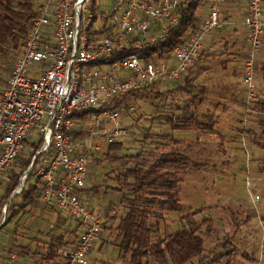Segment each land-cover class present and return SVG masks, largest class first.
<instances>
[{
	"label": "built area",
	"instance_id": "2783aa9c",
	"mask_svg": "<svg viewBox=\"0 0 264 264\" xmlns=\"http://www.w3.org/2000/svg\"><path fill=\"white\" fill-rule=\"evenodd\" d=\"M189 1L41 0L35 4L22 51L0 90V178L34 133L36 149L20 179L38 176L43 202L66 211L76 223L75 244L57 251L64 264H88L103 232L100 213L92 211L81 192L88 177L87 153L100 150L91 141L98 138L110 145L129 137L121 126L120 110L103 108L79 123L75 116L130 92L176 82L203 51L208 35L233 26L220 14L224 0H210L198 28L174 47L170 59L156 54L142 57L145 46L168 38L178 24L180 6ZM242 25L248 50L241 79L246 87L244 107L249 111L256 101L254 64L264 44L263 0H246ZM121 51L124 54L116 57ZM125 71L131 73L124 75ZM77 128L84 137H72Z\"/></svg>",
	"mask_w": 264,
	"mask_h": 264
},
{
	"label": "rangeland",
	"instance_id": "374dc122",
	"mask_svg": "<svg viewBox=\"0 0 264 264\" xmlns=\"http://www.w3.org/2000/svg\"><path fill=\"white\" fill-rule=\"evenodd\" d=\"M40 1L36 0V3ZM205 8L198 10L199 20L205 17L202 15ZM240 28L243 30V26ZM213 49L209 53V60L199 61L196 58L193 62L195 66L190 75L192 83L188 88L189 95L179 90L185 86L187 75H184L176 82L156 84L154 92L167 93L158 101L143 92H135L122 99L120 123L129 137L121 142L122 150L111 153V157L141 154L150 163L153 157H148L149 154L156 156L159 152L168 151L161 135L171 131L163 119L167 116H182L190 97L197 95L202 103L197 100L188 112L196 113L198 118L213 113L216 122L213 132L175 131L173 136L183 142L176 150L190 160V170L177 175V180L181 182V208L185 210L184 213L203 210L202 214L194 218L198 224L208 220L198 232L203 239L202 264H264V128L259 123L263 115L259 109H254V102L250 104L249 111L244 107L246 87L242 83V75L238 74L237 65L231 61L230 56L234 55L230 52L232 49H224L221 44ZM21 51L22 47L17 51L8 48L5 56H0V90L5 86L11 63ZM128 73L131 72H123L124 75ZM253 78L255 102H264V44L255 60ZM175 90V94L171 93ZM98 122L101 123L100 120ZM35 142L32 133L21 158L25 159L32 154ZM91 142L97 144L100 150L87 153L88 177L83 190L91 191L98 187L96 193L86 194V197L92 211L100 213L103 227L108 229L103 230L99 243L93 246L89 264H125L117 247L115 227L125 215V209L119 201L127 194L118 193L115 189L122 187L117 177L134 165L107 160L109 145L98 138ZM14 168L17 169L16 165ZM33 183L30 180L27 185ZM2 188L0 186V193ZM4 210L5 207L3 213ZM26 212H19L21 220L15 219L6 227L1 226L4 220H0V227H3L0 231V247L7 241L13 243L18 229L21 234L18 238L27 236L22 230ZM65 222L67 227H72L69 220ZM43 226L48 229L49 223H43ZM183 226L178 215L165 214L153 241L163 240L167 234ZM44 240L45 243L37 246L35 252L27 258L30 264H52V261L45 259L51 241L49 237ZM189 264L199 263L193 260Z\"/></svg>",
	"mask_w": 264,
	"mask_h": 264
},
{
	"label": "trees",
	"instance_id": "16d2710c",
	"mask_svg": "<svg viewBox=\"0 0 264 264\" xmlns=\"http://www.w3.org/2000/svg\"><path fill=\"white\" fill-rule=\"evenodd\" d=\"M155 1L158 2V0ZM206 3L207 0H190L188 5H181L178 24L169 32L168 38L164 42L145 46L142 50V57L150 59L156 54L161 59H170L174 47L183 43L188 34L198 28L197 13ZM35 4L36 0H0V56H5L8 48L17 51L22 47L28 24L35 16ZM123 54L124 52L121 51L115 55L120 58ZM209 58L210 54L203 51L197 56L199 61L209 60ZM193 66L195 65L189 67L187 76L185 75V86L179 88L188 95L190 94L188 88L192 83L190 75ZM154 91L155 89L140 90L147 97L156 101L167 95L166 92L156 93ZM175 92L176 90L171 93L175 94ZM134 94L133 91L121 98L101 103L98 108L82 110L76 114L75 120L78 123L85 122L103 108L119 110L122 99ZM197 98V95L190 97L182 116L177 118L167 116L163 119L171 131V133L161 135L168 151L159 152L156 156L149 154L148 157H153L150 163H147L141 154L111 157V153L121 151L123 145L118 142L108 146L107 160L134 165L117 177V181L122 183V187L115 189L118 193L127 194L123 195L119 202L125 209V215L120 218L115 227L117 247L125 264H189L193 260H197L199 264L203 263V239L198 235V232L208 220H202L198 224L194 218L202 214L203 210L184 213L185 210L181 208L179 198L181 182L177 180V175L190 170V160L184 153L176 150L183 145V142L173 136L175 131L213 132L216 124L213 113H207L198 118L196 113L188 112L191 106L196 105L197 100L202 103V99ZM254 103L257 107L254 109H259L262 112L260 114L263 115V118L259 120V123L264 128V102ZM71 135L73 138L79 139L85 136L84 132L78 128ZM33 148L36 149L35 146ZM21 154L16 160L18 164L15 162L5 177L0 178V186L3 187L0 193V220H4L2 226H7L13 220L19 219L18 213L33 206L42 194L41 179L35 174H29L26 177L21 192L16 194L20 187V178L33 157L31 154L23 159ZM15 165L17 169L14 168ZM30 180L34 183L27 185ZM97 191L98 187H94L91 191L83 190L81 192L89 194ZM9 199L10 202L7 203ZM4 207H7L5 213H3ZM165 214L178 215L184 226L176 232L167 234L163 240L154 242L153 236ZM2 229L3 227H0V231ZM107 229L103 227L104 231ZM77 231L76 225L75 233ZM51 241L54 244L46 257L47 260L54 257L53 254L57 249L66 248L69 245L62 236L52 238ZM71 244L73 245L75 242ZM210 264H218V262Z\"/></svg>",
	"mask_w": 264,
	"mask_h": 264
},
{
	"label": "crops",
	"instance_id": "0c3cea01",
	"mask_svg": "<svg viewBox=\"0 0 264 264\" xmlns=\"http://www.w3.org/2000/svg\"><path fill=\"white\" fill-rule=\"evenodd\" d=\"M209 1L210 0H207V3L203 6L206 8L202 15L206 16ZM200 12L202 13V11ZM220 14L222 17H225L232 22L233 26L208 35L204 40L203 52H206V54L210 53L218 44H221L224 49H228L229 47V49H232L230 52L234 54L233 56H230L231 61L237 65L238 74L242 75V64L245 60V55L248 49L245 43L246 28L242 25L246 17V0H224V2L220 5ZM202 19L203 18L201 17L199 22ZM241 26H243V30L240 28ZM234 74H236V72H234ZM82 196L88 199L84 192H82ZM24 211L27 212L23 216L25 222L23 223L22 230L27 236L18 238L21 236L19 233L20 229H18V233L16 234L17 237L14 238L15 241L13 243H9L7 241L0 247V264H30V261L27 258L30 254L32 255V253L35 252L37 246L43 245L45 243L44 239H48V237L51 241L52 238L62 236L63 240L69 243L67 247H70L72 245L71 243L76 242L78 237L77 233L74 234L76 231V223L72 221L68 213H63L56 208L45 204L41 197L36 200L33 206L27 207ZM20 216H18V221L21 220ZM66 220L71 222L72 227H67V222H65ZM43 223H49L48 229L44 228ZM12 231L13 230L10 232ZM38 242L39 244L37 245ZM53 244L54 243L52 241L49 243L50 246L47 253H49ZM66 248H59L57 251ZM57 251L53 254L54 257L48 261H52V264H64L57 255Z\"/></svg>",
	"mask_w": 264,
	"mask_h": 264
},
{
	"label": "water",
	"instance_id": "95a60500",
	"mask_svg": "<svg viewBox=\"0 0 264 264\" xmlns=\"http://www.w3.org/2000/svg\"><path fill=\"white\" fill-rule=\"evenodd\" d=\"M21 184H22V186H23V184H24V179H21ZM22 186L20 187V190H19L18 192H16V194H19V193L21 192V190H22V188H23ZM5 210H6V207H5ZM5 210H4V212H5ZM2 225H3V224H2ZM2 225H1V226H2Z\"/></svg>",
	"mask_w": 264,
	"mask_h": 264
}]
</instances>
